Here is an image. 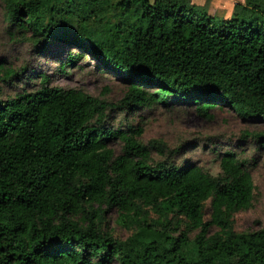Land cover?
Returning a JSON list of instances; mask_svg holds the SVG:
<instances>
[{
  "label": "trees",
  "instance_id": "trees-1",
  "mask_svg": "<svg viewBox=\"0 0 264 264\" xmlns=\"http://www.w3.org/2000/svg\"><path fill=\"white\" fill-rule=\"evenodd\" d=\"M2 1L7 29L40 53L58 49L60 71L85 52L128 85L113 103L43 73L10 93L2 83L24 68L0 63V264H264V227L234 225L255 187L234 152L213 174L109 120L156 104L207 116L216 101L264 120V0H238L223 16L211 0ZM113 208L126 238L106 225Z\"/></svg>",
  "mask_w": 264,
  "mask_h": 264
},
{
  "label": "rangeland",
  "instance_id": "rangeland-1",
  "mask_svg": "<svg viewBox=\"0 0 264 264\" xmlns=\"http://www.w3.org/2000/svg\"><path fill=\"white\" fill-rule=\"evenodd\" d=\"M233 1L235 0H229ZM217 9L218 16H223L224 13H220L222 10ZM209 11H214L211 3ZM9 25L8 12L0 0V63H4L8 69L20 71V68H24L22 73L24 77L18 79L20 75H17L12 87L2 83L6 92H12L15 82L18 87H38L41 74L47 73L54 85L79 88L113 103L124 96L128 83L98 68L97 60L92 55L81 52L82 56L77 61L67 65L64 71H60L58 49L53 54L40 53L28 40L22 39V36H13L12 31L15 29L8 30ZM75 51L80 52L78 49ZM215 103L216 106L208 111L207 116L201 113L196 105L175 104L168 111L161 104H156L131 110L118 107L111 113L109 120L123 128L127 124L141 127L142 133L139 138L142 142L160 140L167 148L166 156L173 155L176 150L178 152L175 156L176 161L189 159L213 174L221 171L220 156L225 151L234 152L251 173L255 185L252 206L235 214V228L237 230L263 228L264 120L237 117L227 103L221 101ZM112 146L115 154H119L121 143L115 140ZM152 156L156 160L164 157L156 149H152ZM151 215L156 217L154 212ZM105 217L108 229L117 237L126 238L130 234V231L117 220V209H110ZM205 218H209L208 205Z\"/></svg>",
  "mask_w": 264,
  "mask_h": 264
},
{
  "label": "crops",
  "instance_id": "crops-1",
  "mask_svg": "<svg viewBox=\"0 0 264 264\" xmlns=\"http://www.w3.org/2000/svg\"><path fill=\"white\" fill-rule=\"evenodd\" d=\"M199 1H203V0H199ZM236 1L238 0H235L233 2H229V0H211L210 3L214 8V10H216V8L219 7V9H221L222 12L228 14L232 10L233 4ZM239 1H243V0H239Z\"/></svg>",
  "mask_w": 264,
  "mask_h": 264
}]
</instances>
